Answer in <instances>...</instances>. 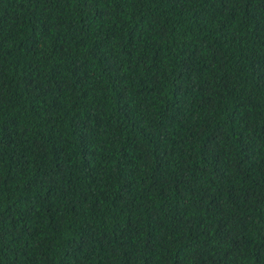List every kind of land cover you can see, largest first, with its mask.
I'll return each instance as SVG.
<instances>
[{"label": "trees", "instance_id": "1", "mask_svg": "<svg viewBox=\"0 0 264 264\" xmlns=\"http://www.w3.org/2000/svg\"><path fill=\"white\" fill-rule=\"evenodd\" d=\"M0 264H264V0H0Z\"/></svg>", "mask_w": 264, "mask_h": 264}]
</instances>
